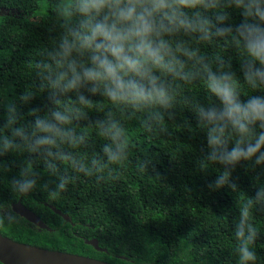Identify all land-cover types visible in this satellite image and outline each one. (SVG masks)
<instances>
[{"label":"clouds","instance_id":"clouds-1","mask_svg":"<svg viewBox=\"0 0 264 264\" xmlns=\"http://www.w3.org/2000/svg\"><path fill=\"white\" fill-rule=\"evenodd\" d=\"M55 15L58 29L32 68L38 83L17 97L27 110L13 101L0 113V158H41L56 177L41 188L55 200L78 178L73 174L103 181L128 158L127 129L116 111L144 113L147 130L163 132L183 102L206 137L199 166H220L210 189L236 190L232 174L245 162L260 169L251 203L234 220L238 264H256L250 217L264 209V0H57ZM192 84L207 103L183 92ZM41 94L44 102L34 105ZM96 96L110 107L91 121ZM80 120L104 140L91 159L75 151L87 143ZM32 165L26 160L10 181L14 194L37 189ZM6 167L0 160V170ZM17 217L15 205L0 202V222Z\"/></svg>","mask_w":264,"mask_h":264},{"label":"trees","instance_id":"trees-1","mask_svg":"<svg viewBox=\"0 0 264 264\" xmlns=\"http://www.w3.org/2000/svg\"><path fill=\"white\" fill-rule=\"evenodd\" d=\"M56 3L0 0V11H5L0 15V113L13 101L27 110L17 97L38 83L32 68L58 29ZM233 18L240 20L235 12ZM238 67L234 61V68ZM183 92L208 102L197 84L185 85ZM90 98L99 102L89 112L90 120L103 118L110 105L103 97ZM43 102L42 94L32 101ZM115 118L128 133V158L123 165L119 169L113 165L103 181L73 174L78 178L55 200L42 191L41 185L55 183L56 177L46 171L41 158L26 152L0 158L7 162L0 170V202L6 207L21 202L47 226L41 229L18 215L14 223L0 222V234L18 243L111 264H238L234 220L251 203L260 169L252 172L245 162L232 174L236 190L210 189L220 166H199L207 152L206 137L183 102L177 104L172 119L166 117L163 132H149L144 113L116 111ZM81 129L87 132V143L75 151L91 159L100 153L104 140L89 120L78 122L77 131ZM26 160L33 161L38 186L33 193L19 196L11 191L10 181ZM250 218L258 232L252 246L256 264H264V209ZM93 240L100 250L90 244Z\"/></svg>","mask_w":264,"mask_h":264},{"label":"water","instance_id":"water-1","mask_svg":"<svg viewBox=\"0 0 264 264\" xmlns=\"http://www.w3.org/2000/svg\"><path fill=\"white\" fill-rule=\"evenodd\" d=\"M17 208L18 215L25 218L41 229H47L42 220L32 211L28 210L21 202L14 204ZM53 210L62 215L66 220L69 217L64 216L60 211ZM90 244L100 250L97 240ZM0 262L2 264H111L97 259L63 253L59 251H50L47 249L15 242L0 234Z\"/></svg>","mask_w":264,"mask_h":264},{"label":"rangeland","instance_id":"rangeland-1","mask_svg":"<svg viewBox=\"0 0 264 264\" xmlns=\"http://www.w3.org/2000/svg\"><path fill=\"white\" fill-rule=\"evenodd\" d=\"M3 13H5V11H0V15L3 14ZM33 21H35V19Z\"/></svg>","mask_w":264,"mask_h":264}]
</instances>
